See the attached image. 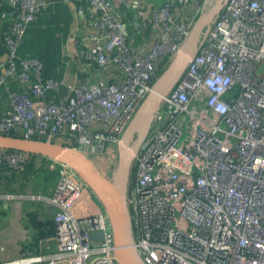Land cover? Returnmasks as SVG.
Here are the masks:
<instances>
[{"label":"built area","instance_id":"1","mask_svg":"<svg viewBox=\"0 0 264 264\" xmlns=\"http://www.w3.org/2000/svg\"><path fill=\"white\" fill-rule=\"evenodd\" d=\"M67 1L85 27L73 40L96 68L92 81H77L63 101L47 100L59 82L43 81V64L19 55L45 3L8 0L0 98L9 108L0 112V134L81 147L112 179L129 123L216 0ZM32 161L38 172L59 173L46 198L57 211V251L0 264H118L109 215L74 168L0 149V176L3 165L24 171ZM133 167L127 203L146 264H264V0L226 1L163 96ZM91 195L100 211L88 204Z\"/></svg>","mask_w":264,"mask_h":264},{"label":"crops","instance_id":"2","mask_svg":"<svg viewBox=\"0 0 264 264\" xmlns=\"http://www.w3.org/2000/svg\"><path fill=\"white\" fill-rule=\"evenodd\" d=\"M43 1V9L29 25L20 44L19 55L43 64V81L55 79L59 82V89L48 91L46 99L60 102L67 98L70 87L77 81L91 82L90 73L96 68L90 69L85 65L73 40L77 31L85 32L83 23H78L75 4L67 0ZM156 4L161 5L162 0ZM7 5L8 0H0V10ZM3 12L0 13V39L7 33L8 26L7 19L2 17ZM5 61L6 49L1 41L0 69ZM8 108L6 99L0 98V112ZM42 160L36 159L37 164ZM49 174L47 170L30 174L18 171L0 184V262L14 261L21 255L50 256L57 251L55 237L42 241L39 252L27 248L36 237V231L29 224L28 213L38 211L41 219H54L57 212L46 198L54 192L59 177L56 182L48 177ZM88 204L93 210L101 209L93 195Z\"/></svg>","mask_w":264,"mask_h":264},{"label":"water","instance_id":"3","mask_svg":"<svg viewBox=\"0 0 264 264\" xmlns=\"http://www.w3.org/2000/svg\"><path fill=\"white\" fill-rule=\"evenodd\" d=\"M226 1L216 0L214 5L197 20L177 56L157 79L153 91L140 105L119 143L118 163L112 179L99 172L94 162L81 151V147L69 148L51 141L0 134V149L57 160L68 164L78 172L96 192L109 215L117 248L115 259L118 264H146L135 246L132 218L127 203L134 159L150 134L163 96L174 89L189 63L197 55ZM126 6L129 7L128 4ZM92 237L102 240L103 235L96 233Z\"/></svg>","mask_w":264,"mask_h":264},{"label":"trees","instance_id":"4","mask_svg":"<svg viewBox=\"0 0 264 264\" xmlns=\"http://www.w3.org/2000/svg\"><path fill=\"white\" fill-rule=\"evenodd\" d=\"M155 3H158L160 0H154ZM124 9H127V6H123ZM9 7L7 5V7L2 8L0 10V13H2L3 11L8 10ZM132 12H129V17L132 18ZM134 19V18H133ZM3 41V38L0 39V42ZM6 152H11L13 150H5ZM33 158H36L37 155L31 154ZM4 170H3V174L2 176H0V184L2 183V181L5 179H7L8 177L14 175V173H17L18 171L11 169L9 166L7 165H3ZM135 170V167H133L132 171ZM23 174L26 173H36V165L35 163L32 161V163H30L26 169L24 171H21ZM29 217V224L32 226V228L36 231V237L34 239V241L31 243V245H28L27 248L28 249H32L35 250L36 252L40 251L41 248V242L50 238H54L56 236V224L54 219H49V218H45V219H41L39 216V212H30L27 215ZM33 247V248H32Z\"/></svg>","mask_w":264,"mask_h":264},{"label":"rangeland","instance_id":"5","mask_svg":"<svg viewBox=\"0 0 264 264\" xmlns=\"http://www.w3.org/2000/svg\"><path fill=\"white\" fill-rule=\"evenodd\" d=\"M117 161H118V152L115 153V163H117ZM48 177H51L57 182L59 176H58V173L55 172V173H50Z\"/></svg>","mask_w":264,"mask_h":264}]
</instances>
